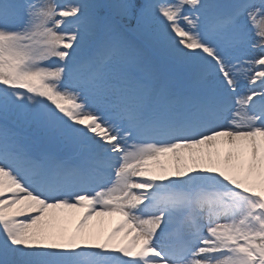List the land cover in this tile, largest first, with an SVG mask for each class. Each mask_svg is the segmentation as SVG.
<instances>
[{
  "label": "snow or ice",
  "instance_id": "obj_1",
  "mask_svg": "<svg viewBox=\"0 0 264 264\" xmlns=\"http://www.w3.org/2000/svg\"><path fill=\"white\" fill-rule=\"evenodd\" d=\"M0 264H264V0H0Z\"/></svg>",
  "mask_w": 264,
  "mask_h": 264
},
{
  "label": "rangeland",
  "instance_id": "obj_2",
  "mask_svg": "<svg viewBox=\"0 0 264 264\" xmlns=\"http://www.w3.org/2000/svg\"><path fill=\"white\" fill-rule=\"evenodd\" d=\"M131 34V36H135L137 37V40L133 39V40H129L134 46H138V52L141 56V59L144 63V65L148 68V70L153 73L154 75L158 76L160 79L166 81L169 85V87L171 88H178L180 86V81H178L180 79V76H178L179 78H176V83L178 82V85L176 87L175 83H173L168 77H175L176 75H180V70L171 66V64H168V67H164V64H166L167 62L164 63V61H162L159 54L156 53L143 39V37L138 34V33H132L129 32ZM127 35V34H126ZM128 37V36H127ZM138 41L140 42V45L137 44ZM141 44L147 45V47L149 48V50H146L145 48L142 47ZM168 78L169 81L166 79ZM174 80V79H172ZM175 81V80H174ZM17 131H19L23 136H27L29 138V143L34 147V148H38L41 151H44V148L46 146H48L49 143H43L41 141V137H40V133L38 131H36L34 128H29L27 127L24 122L21 120L18 122L17 124ZM61 146V156H63L62 158H66L65 155L67 153H72L76 148H78V146L80 145H63L60 144ZM166 155V154H165ZM163 155V156H165ZM162 156V157H163ZM153 168H156L158 170L159 167H155V166H151ZM113 221L106 226V228L103 230V235L106 237L108 235V233L116 226L117 222L121 219V217L119 216H113ZM92 223V222H91ZM75 224L70 225V228L72 230H75V228H73ZM119 238V237H118Z\"/></svg>",
  "mask_w": 264,
  "mask_h": 264
},
{
  "label": "bare ground",
  "instance_id": "obj_3",
  "mask_svg": "<svg viewBox=\"0 0 264 264\" xmlns=\"http://www.w3.org/2000/svg\"><path fill=\"white\" fill-rule=\"evenodd\" d=\"M137 44H139V43H137ZM139 45H140V44H139ZM161 60L164 61V63L167 62L166 64H164V67H168V64H169L170 62L165 61L164 59H161ZM178 76H180V75H176L175 77H172V79H174L175 81L172 80L171 77H168L173 83H175L176 87H177V85H178V82L176 83V78H177V79L179 78ZM168 78H166V79L169 81ZM178 81H180V79H179ZM179 83H180V82H179ZM49 145L55 147V148L58 150L57 153H56L57 156H59V157H63V156H61V149L58 148V147H59V144H56V143H49ZM75 151H76V150H74V152H72L71 154H74ZM193 151L199 152V151H201V150H200V149H194ZM203 151H204L205 153L208 151L207 146H204ZM71 154L69 155V153H67V154L65 155L66 159H67V158H72L73 155H71ZM187 155H188L187 150H182V151H181V156H182V157H183V156H187ZM189 163H190V161H189ZM152 165L155 166V167H159L160 165H162V166H164V167H167V168L169 169V171H174V170H175V167H176V165H177V160H176V157H175L172 153H167L165 156H163V157L161 156V157H160V161H159L158 164H157L156 162H153ZM152 165H151V166H152ZM65 215L72 216V215H79V213L73 214V213H71V212L65 211ZM113 220H114L113 217H96V218L93 219V221H92V225H95V226H97L98 228H101L102 230H104V229L106 228V226L110 223V221L112 222ZM73 224H74V223H73ZM71 225H72V224H71ZM75 227H76V225L73 226V228H75ZM117 239H118V240L122 239V236L119 237V238H117Z\"/></svg>",
  "mask_w": 264,
  "mask_h": 264
}]
</instances>
